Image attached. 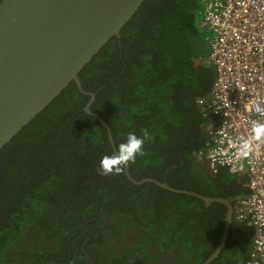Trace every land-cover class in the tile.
Here are the masks:
<instances>
[{
	"label": "trees",
	"instance_id": "obj_1",
	"mask_svg": "<svg viewBox=\"0 0 264 264\" xmlns=\"http://www.w3.org/2000/svg\"><path fill=\"white\" fill-rule=\"evenodd\" d=\"M202 9L201 0H145L79 79L95 93L91 109L109 125L117 149L129 133L144 138L142 152L128 163L135 180L154 178L235 206L249 194L246 174L201 167L219 124L198 104L207 100L215 77ZM88 99L71 82L0 151V264H74L72 250L84 258L81 264H90L81 251L82 233L89 235L95 264H126L136 248L152 259L151 247L167 254L176 246L183 251L162 264H201L221 237L225 205L206 207L195 196L151 182L133 184L124 169L103 174L102 157L115 153L107 130L84 111ZM33 224L36 234L28 232ZM131 226L140 229L129 253L118 256L113 240L126 247ZM27 235L36 252L21 246ZM46 236L56 241L52 252ZM252 237L250 225L233 219L210 264H263L250 256ZM105 249L106 261L99 257Z\"/></svg>",
	"mask_w": 264,
	"mask_h": 264
},
{
	"label": "water",
	"instance_id": "obj_2",
	"mask_svg": "<svg viewBox=\"0 0 264 264\" xmlns=\"http://www.w3.org/2000/svg\"><path fill=\"white\" fill-rule=\"evenodd\" d=\"M144 1L0 0V151L74 82L78 91L89 97L84 111L107 130L116 153L109 125L91 109L96 95L83 89L79 74L110 39L120 38L121 29ZM124 174L136 185L151 182L195 196L205 205L224 204L222 238L208 261L219 254L234 219L229 199L174 188L154 178L137 181L128 164Z\"/></svg>",
	"mask_w": 264,
	"mask_h": 264
},
{
	"label": "built area",
	"instance_id": "obj_3",
	"mask_svg": "<svg viewBox=\"0 0 264 264\" xmlns=\"http://www.w3.org/2000/svg\"><path fill=\"white\" fill-rule=\"evenodd\" d=\"M201 1L215 77L207 100L198 103L219 119L203 153L212 168L246 174L250 191L235 207L253 227L251 257L264 264V138L239 155L253 123L264 124V0Z\"/></svg>",
	"mask_w": 264,
	"mask_h": 264
},
{
	"label": "flooded vegetation",
	"instance_id": "obj_4",
	"mask_svg": "<svg viewBox=\"0 0 264 264\" xmlns=\"http://www.w3.org/2000/svg\"><path fill=\"white\" fill-rule=\"evenodd\" d=\"M199 104V103H198ZM200 105V104H199ZM201 167H205V168H210V169H215V168H212L211 166H210V164H209V162L207 161V159H205V161H202L201 160ZM157 185V184H156ZM200 194V193H199ZM202 195V194H201ZM203 196H205V195H203ZM211 197V196H210ZM203 201V200H202ZM204 202V201H203ZM213 202H211L209 205H211ZM205 205V204H204ZM209 205H205L206 207L207 206H209ZM226 207V206H225ZM233 207H234V219H236V220H240L242 223H245V225H250L249 223H248V221L247 220H245V219H242V218H239L238 217V215H237V211H236V209H235V206L233 205ZM226 211H227V208H226ZM226 214V213H225ZM104 220H107L106 219V217L104 218ZM46 223V225L47 226H50V223L49 222H45ZM34 225V224H33ZM232 226V225H231ZM251 226V225H250ZM31 227V226H30ZM252 227V226H251ZM131 230H128L125 234V236H126V238H125V240H126V247H123V245H121V244H119V240H113V245H112V248H113V251H116V253H117V255L119 256L120 254H127V253H129V250H127V248L128 247H131L132 245H133V243H131L130 242V238L133 236V235H135L138 231H139V229H140V227L139 226H131ZM231 228V227H230ZM253 228V227H252ZM223 230H224V228H223ZM28 232L30 233V234H36V232H39L38 231V229H37V227L34 225V228H30L29 230H28ZM41 233V232H40ZM43 233H45L46 234V231H44ZM84 236H85V239H84V241L81 243V245H80V247H81V251H82V254L86 257V259L89 261V263L90 264H95V258H94V256H93V254H90V252H89V248L87 249V241H89V235H87V234H85V233H82ZM222 234H223V231H222V233H221V237H220V239H219V241H218V243H217V245H216V247H215V249L209 254V255H207L208 257L204 260V261H202V263L201 264H210L213 260H215L218 256H219V254H220V252H219V254L214 258V259H212V260H210V261H208V259L213 255V253L215 252V250H216V248L218 247V245H219V242H220V240H221V238H222ZM41 235V234H40ZM107 235L108 236H110V237H112V235H111V232H108L107 233ZM28 236V238H27V240H25V241H23L22 243H21V246L22 247H24L25 249H27V250H31V251H34V252H36V250L38 249V248H36L35 250H32L31 248H30V238H29V236L30 235H27ZM35 239H36V242H37V244H38V242H39V240L36 238V236H35ZM70 239L71 238H67L66 240L67 241H69L70 242ZM252 239H253V237H252ZM44 241H46V243L47 244H49V252H52V251H54V245L56 246V244H55V240L54 239H52V238H48V236H46L45 237V239H44ZM138 241H140V240H138ZM58 242V241H57ZM29 246V248H26V247H28ZM37 247V246H36ZM224 247V246H223ZM104 249V248H103ZM251 249H252V247H251ZM45 250V252L46 251H48L47 249H44ZM44 250H42V251H44ZM222 250V249H221ZM178 251H183V249L181 248V247H178V246H176L172 251H170L169 253H167V254H159V253H157V248H153V247H151V249H150V253L152 254V259H145L144 257H143V255H142V253L140 252V250L139 249H133V253H131V254H128L127 255V257H128V259L126 260V264H140V263H142V264H162V263H164V262H167L171 257L172 258H175V257H177V254L179 253ZM41 254V253H40ZM72 254L74 255V258H75V263L74 264H77V262H79V264H81L82 262H83V260L82 259H84V258H79L78 257V251L77 252H75V253H73V250H72ZM102 254H103V256H106V257H102ZM102 254H100L99 255V257L100 258H102L103 260H107V257H108V254H110V250H107V249H105V253L103 252ZM39 255V254H38ZM37 255V256H38ZM36 256V259H40V260H42L43 261V259L45 258L44 256H42V255H40L39 257H37ZM251 256V255H250ZM256 259V258H255ZM40 260H37L38 262L40 261ZM57 260H59V258L57 257ZM259 260V259H258ZM22 261H23V259H22ZM260 261V260H259Z\"/></svg>",
	"mask_w": 264,
	"mask_h": 264
},
{
	"label": "clouds",
	"instance_id": "obj_5",
	"mask_svg": "<svg viewBox=\"0 0 264 264\" xmlns=\"http://www.w3.org/2000/svg\"><path fill=\"white\" fill-rule=\"evenodd\" d=\"M252 135L249 139H241L239 143V155L246 157L251 151L252 141H259L264 138V124L253 123ZM145 140L138 137L135 133H129L126 142L121 143L113 155H105L100 161V168L102 173L107 175L113 173H120L124 167L131 161L135 160L138 153L142 152V146Z\"/></svg>",
	"mask_w": 264,
	"mask_h": 264
},
{
	"label": "rangeland",
	"instance_id": "obj_6",
	"mask_svg": "<svg viewBox=\"0 0 264 264\" xmlns=\"http://www.w3.org/2000/svg\"><path fill=\"white\" fill-rule=\"evenodd\" d=\"M199 17H200V20H202V18H203L202 15H200Z\"/></svg>",
	"mask_w": 264,
	"mask_h": 264
}]
</instances>
